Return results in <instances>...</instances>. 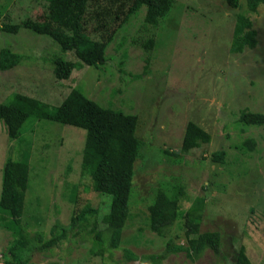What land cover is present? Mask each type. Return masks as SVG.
Segmentation results:
<instances>
[{
    "label": "rangeland",
    "instance_id": "obj_1",
    "mask_svg": "<svg viewBox=\"0 0 264 264\" xmlns=\"http://www.w3.org/2000/svg\"><path fill=\"white\" fill-rule=\"evenodd\" d=\"M243 5L172 0L156 26L145 23L146 7L141 5L106 46L104 61L97 67L84 65L47 35L23 27L16 33L0 31V50L21 55L16 66L0 70V103L22 94L55 107L70 90L78 89L103 107L136 116L135 134L142 143L120 246L108 248L105 241L99 255L89 230L95 221L96 230L107 234L102 216L108 212L110 196L92 191L80 168L85 130L29 117L20 134L10 139L0 122V189L6 159L18 160L27 153L24 221L30 236L41 232L49 239L54 224L67 230L58 245L33 251V262L152 264L126 260L123 249L144 256L161 253L168 240L184 241L182 219L164 237L146 224L147 206L156 189L181 185L184 209L197 198L204 201L199 229L218 231L220 250L215 254L205 249L194 260L183 252L170 254L160 264H234L240 247L253 264H264V130L237 120L242 110L264 113V4L250 15L255 46L231 53L235 19L245 11ZM46 6L47 0H0L1 20L13 24L39 20ZM150 37L154 46L146 50L143 44ZM58 58L74 62L68 79L53 75ZM189 121L209 133L210 141L184 153L182 138ZM246 139L254 140L255 146L239 148ZM219 150L225 151L224 164L210 159ZM75 193L76 207L90 203L99 214L69 228ZM10 240V233L0 228V264Z\"/></svg>",
    "mask_w": 264,
    "mask_h": 264
},
{
    "label": "trees",
    "instance_id": "obj_2",
    "mask_svg": "<svg viewBox=\"0 0 264 264\" xmlns=\"http://www.w3.org/2000/svg\"><path fill=\"white\" fill-rule=\"evenodd\" d=\"M233 8H241L240 0H225ZM245 11L236 15L230 46L231 53H241L245 47L256 44V32L252 28L251 14H255L264 0H243ZM172 0H47L46 11L39 20L25 19L13 24L5 18L1 20L0 31L16 33L19 28H27L53 39L63 50L69 51L86 66L97 67L104 61L106 46L112 41L120 27L145 5V23L156 26L159 19L167 14ZM146 50L154 46L150 37L144 44ZM21 60L19 53L8 48L0 50V70H8ZM74 62L58 58L54 61L53 75L57 80L68 79ZM47 119L72 125L85 130V140L80 160V168L90 180L92 191L110 196L108 212L102 216L107 234L96 230L95 221L89 232L94 235L97 254L102 255L103 244L108 248L120 246L122 231L130 216L129 197L132 188L135 161L140 157L142 143L135 131L137 117L124 114L120 110L103 107L85 96L80 90L72 89L59 105L48 104L22 94H16L13 101L0 103V122L6 128L10 139L16 138L24 122L29 118ZM238 122L247 126H259L264 130V113L242 110ZM210 134L196 123H186L181 151L187 153L201 144L209 143ZM252 139L244 140L239 148H253ZM210 159L225 163V151L212 152ZM29 156L21 155L18 160L7 158L2 167L0 189V228L11 235L3 264H37L32 261L33 251H43L58 245L66 237V228L57 225L51 228V236L45 239L41 232L30 236L29 223L24 221L25 194L29 182ZM77 188V186H76ZM184 190L174 185L169 190L157 188L152 202L147 206L146 224L149 230L164 237L168 229L179 219L183 220V242L168 240L159 254L138 256L128 248L123 249V257L128 261L149 260L160 264L168 255L183 252L191 260L198 258L205 249L219 253L221 236L218 231L200 232L204 201L194 200L188 208H183ZM72 211L69 228L88 222L99 214L98 207L85 203L76 207L78 195L71 199ZM36 221V219L34 220ZM48 264H55L50 262ZM234 264H253L240 247Z\"/></svg>",
    "mask_w": 264,
    "mask_h": 264
}]
</instances>
